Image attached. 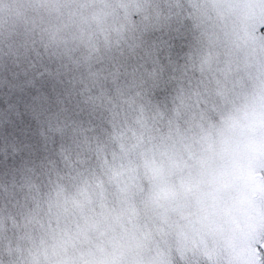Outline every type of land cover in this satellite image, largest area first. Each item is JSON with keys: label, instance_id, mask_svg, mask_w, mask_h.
I'll use <instances>...</instances> for the list:
<instances>
[{"label": "clouds", "instance_id": "obj_1", "mask_svg": "<svg viewBox=\"0 0 264 264\" xmlns=\"http://www.w3.org/2000/svg\"><path fill=\"white\" fill-rule=\"evenodd\" d=\"M108 2L113 15L83 40L53 46L43 28L32 37L41 62L83 60L98 79L85 85L87 100L74 115L41 133L39 152L16 168L12 182L0 173V264H87L88 253L120 228L103 234L92 225L113 219L135 230L139 264H239L220 240L209 238L206 249L184 241L160 223L153 201L157 170L169 157L192 153L220 163L230 118L243 122L244 111L264 103V39L257 38L264 0H152L158 16L187 13L185 4L193 15L206 13L221 46L214 65L193 51L167 71L153 50L150 71L140 65L146 78L137 68L109 67L126 17L140 0ZM257 139L264 143V128ZM232 163L264 182V148L235 154ZM225 231L238 246L246 248L250 237L258 241L255 248L264 243V197L227 221Z\"/></svg>", "mask_w": 264, "mask_h": 264}, {"label": "trees", "instance_id": "obj_2", "mask_svg": "<svg viewBox=\"0 0 264 264\" xmlns=\"http://www.w3.org/2000/svg\"><path fill=\"white\" fill-rule=\"evenodd\" d=\"M152 8V0H140L136 11L127 15L120 31L121 43L109 63L114 71L137 68L139 72L135 74L146 78L149 73L140 65L144 64L150 71L148 61L153 59V50L156 53L154 59L165 71L173 62L184 63L178 56L185 44L183 12L178 16H158L151 12ZM112 15L108 0H27L23 5L17 0H0V173L4 174L6 183L12 182L16 168L25 159L39 152L44 136L49 134V125L74 115L87 100V95H70L71 91L86 94L85 85L98 79V74L86 70L83 60L63 58L59 62H41L33 51L35 31L43 28L53 46L60 42L66 45L69 39L83 40L93 25H104ZM259 35H264V25L257 28ZM189 47H192L191 39ZM144 51L149 55L145 56ZM157 79H161L159 72ZM162 90L166 91V88ZM248 113H242L243 122L234 118L230 123V135L224 140L227 146L234 144H229L231 140L246 138L242 126L250 123ZM173 157L176 156L169 157L167 164L158 168L157 175L167 176L173 170L170 166ZM220 159L217 163L211 157L205 168L202 166L192 177L185 167L181 169L179 175L184 181L169 187L167 200L156 208L161 224L169 223L183 229L201 213L198 202L202 201L204 220L211 218L213 228H217L216 174L230 163L226 152ZM220 180L226 193L230 191V182L236 183L227 175L221 176ZM188 200L195 204L190 207ZM174 204L181 205L173 208ZM106 223L109 232L114 231L116 225H120L119 230L126 226L118 219ZM220 223L219 230L227 236L225 224ZM128 241L127 236L122 245L119 237L114 235L105 245L106 254L128 253L131 244L136 253L138 238L134 242Z\"/></svg>", "mask_w": 264, "mask_h": 264}, {"label": "rangeland", "instance_id": "obj_3", "mask_svg": "<svg viewBox=\"0 0 264 264\" xmlns=\"http://www.w3.org/2000/svg\"><path fill=\"white\" fill-rule=\"evenodd\" d=\"M185 7L189 8L187 13L183 12L185 21H184V33H185V44L183 49L178 52L179 59L186 62L188 55L193 51L199 52L208 62L209 65H214L216 63L217 57L215 55L216 50L221 46V39L218 32L215 30V25L208 18L206 13H200L198 15H193L191 11V7L188 4H185ZM264 37V35H262ZM261 35L257 36V38L262 39ZM192 40V47H189V40ZM219 87V84H218ZM223 90V89H221ZM70 95H87V94H79L76 91L72 90ZM91 103V101H88ZM249 111H244L243 113H248ZM234 121V118H230V123ZM230 128V127H229ZM229 131V129H228ZM223 136V133H221ZM226 137H224V140ZM211 160V156H203V155H193L189 153L183 161V157H173L170 160V166L173 167V170L169 171L167 176L157 175L159 180V191L156 195L153 206L154 208H158L159 205H162L167 200L168 196V188L171 186H177L180 184V181L183 182L184 179L179 175L181 169L185 167L188 172H191V177L193 174L201 170L203 166L208 161ZM189 202V200H188ZM195 204L194 201L190 200L189 206H193ZM178 205H173V208H176ZM199 207L201 208V213L195 217V219L188 223L183 229H177L175 226H171L167 223L166 227L174 231L180 238L184 241L191 242L193 244L199 243L207 248V241L209 238H214V229L212 219L204 220V208L202 201L198 202ZM179 213V212H178ZM185 214L181 212V214ZM180 214V213H179ZM180 214V215H181ZM173 220L176 219V216L173 215ZM94 230H97L103 234H107L109 232V228L107 226L106 221L102 223H94L92 225ZM224 237L225 234L223 233ZM119 237V241L123 245L127 239L129 241L134 242V239L137 237L135 230H129L127 226L121 228L119 230V234L116 235ZM226 238V237H225ZM199 239H202L201 242ZM216 239V238H214ZM128 241V242H129ZM225 250L230 251L239 264H242V261L248 258L247 250L243 246H234L227 245L222 242ZM97 250L96 252H94ZM94 253H88L87 264H139L138 257L136 253L133 251V245H130V249L128 253L124 254H115V255H107L105 252V244H100L92 250ZM258 261H264L263 257H256Z\"/></svg>", "mask_w": 264, "mask_h": 264}, {"label": "flooded vegetation", "instance_id": "obj_4", "mask_svg": "<svg viewBox=\"0 0 264 264\" xmlns=\"http://www.w3.org/2000/svg\"><path fill=\"white\" fill-rule=\"evenodd\" d=\"M247 118L250 119V123L242 126L246 138L229 141V144L234 142L233 145L227 146L228 149L225 151L230 163L216 174L217 225L220 222L225 224L229 220L234 221L237 216L246 214L256 207L260 198L264 197V182L260 177L251 171L245 172L238 165L232 163L235 154L255 152L264 148V143L257 139L258 130L264 128V103L258 104V107L251 110ZM225 175L236 181V183L230 182L229 193H226V188L220 180L221 176ZM228 239L230 242L235 241L232 237H228ZM258 254L264 256V243H260L256 248V255Z\"/></svg>", "mask_w": 264, "mask_h": 264}, {"label": "snow or ice", "instance_id": "obj_5", "mask_svg": "<svg viewBox=\"0 0 264 264\" xmlns=\"http://www.w3.org/2000/svg\"><path fill=\"white\" fill-rule=\"evenodd\" d=\"M253 243H258V241L250 237L246 247L248 258L242 261V264H264V261H258L256 259V248L252 246Z\"/></svg>", "mask_w": 264, "mask_h": 264}]
</instances>
